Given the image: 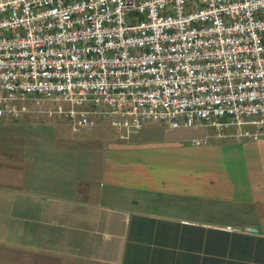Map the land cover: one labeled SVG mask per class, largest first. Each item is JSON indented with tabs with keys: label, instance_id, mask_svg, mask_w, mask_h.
I'll use <instances>...</instances> for the list:
<instances>
[{
	"label": "built area",
	"instance_id": "obj_1",
	"mask_svg": "<svg viewBox=\"0 0 264 264\" xmlns=\"http://www.w3.org/2000/svg\"><path fill=\"white\" fill-rule=\"evenodd\" d=\"M44 102L73 132L99 117L120 138L151 120L257 140L264 0H0V119Z\"/></svg>",
	"mask_w": 264,
	"mask_h": 264
},
{
	"label": "crops",
	"instance_id": "obj_2",
	"mask_svg": "<svg viewBox=\"0 0 264 264\" xmlns=\"http://www.w3.org/2000/svg\"><path fill=\"white\" fill-rule=\"evenodd\" d=\"M33 126L0 119L11 264H264V135L219 143L162 121L98 153Z\"/></svg>",
	"mask_w": 264,
	"mask_h": 264
},
{
	"label": "rangeland",
	"instance_id": "obj_3",
	"mask_svg": "<svg viewBox=\"0 0 264 264\" xmlns=\"http://www.w3.org/2000/svg\"><path fill=\"white\" fill-rule=\"evenodd\" d=\"M135 20L130 23H135ZM64 110L68 109V105L61 103ZM51 107L47 102L40 105L36 115H23L19 120H27L33 122L35 135H43L44 137L50 138V141L55 142V146H65L67 150H76L79 148L82 152H98V153H109L114 150H120L122 144H125L123 140L119 139L118 132L110 127L108 122L101 120L96 117V127L93 129H87L84 131L73 132L70 130L68 122L65 118L53 119L48 118L44 110ZM104 109L101 105L98 107ZM8 119V118H5ZM18 120V119H16ZM161 121L147 120L142 124L144 131H148L152 126L160 124ZM150 130V129H149ZM183 133L186 136H215V129L212 127L204 126V128L198 129H179L175 133ZM147 134V133H146ZM223 140H219V143H223ZM101 151V152H99ZM18 264H21L23 260H26L25 256L16 255ZM16 260V261H17ZM13 263V257L11 258L8 254V250L0 248V264H11Z\"/></svg>",
	"mask_w": 264,
	"mask_h": 264
},
{
	"label": "trees",
	"instance_id": "obj_4",
	"mask_svg": "<svg viewBox=\"0 0 264 264\" xmlns=\"http://www.w3.org/2000/svg\"><path fill=\"white\" fill-rule=\"evenodd\" d=\"M70 128V127H69ZM95 128V127H94ZM93 129V128H92Z\"/></svg>",
	"mask_w": 264,
	"mask_h": 264
}]
</instances>
